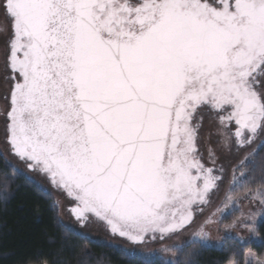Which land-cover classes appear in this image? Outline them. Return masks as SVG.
Listing matches in <instances>:
<instances>
[{"label":"snow or ice","instance_id":"obj_1","mask_svg":"<svg viewBox=\"0 0 264 264\" xmlns=\"http://www.w3.org/2000/svg\"><path fill=\"white\" fill-rule=\"evenodd\" d=\"M0 17L13 80L7 152L62 192L82 224L133 245L194 229L173 255L206 247L221 209L199 225L196 211L226 169L202 162L198 128L215 122L222 147L240 157L230 192L247 183L264 150V0H0ZM243 199L264 206V179ZM261 213L241 211L225 227L254 232ZM228 264L264 256L233 253Z\"/></svg>","mask_w":264,"mask_h":264},{"label":"trees","instance_id":"obj_2","mask_svg":"<svg viewBox=\"0 0 264 264\" xmlns=\"http://www.w3.org/2000/svg\"><path fill=\"white\" fill-rule=\"evenodd\" d=\"M253 168L254 171L248 170V182L236 188L234 196H245L246 188L255 190L264 179V150L259 151ZM73 233L78 234L60 222L53 198L34 182L14 172L0 155V264H31L38 255L47 257L51 264H144L145 261L169 264L160 258L129 256L111 245L78 239ZM257 233L261 240L258 243L240 244L236 238L227 237L220 248H185L182 254L175 256L176 262L228 264L233 253L241 260L249 252L257 258L264 256V220L258 224Z\"/></svg>","mask_w":264,"mask_h":264},{"label":"rangeland","instance_id":"obj_3","mask_svg":"<svg viewBox=\"0 0 264 264\" xmlns=\"http://www.w3.org/2000/svg\"><path fill=\"white\" fill-rule=\"evenodd\" d=\"M2 20V17H0ZM10 55V49L8 47V36L0 34V155L6 160L10 165H15L18 173L22 174L32 182H34L38 187L42 188L47 192L54 200L56 206L59 210L60 222L68 227L69 229L77 232L78 234H87L92 241L105 243L111 245L115 248L121 249L123 251L132 249L135 255H141L148 258H160L162 261L169 263L175 260L176 257L173 255L175 251V245L189 240L194 235V229L178 233L172 239L168 240L166 244L146 242L144 244L133 245L126 240H123L117 236H113L109 231H107L101 225L95 222H89L87 224H82L76 221L70 212V202L66 201L65 197L61 192L56 191L49 184L48 179L36 171H29L27 167L20 161H18L14 156L7 152V145L5 143L6 134V122H7V110L10 107L9 98L11 88L13 86V80L11 79L12 73L9 67L8 57ZM218 125L215 122L204 118L201 126L198 128V148L199 152L202 154V162L210 168L219 169L223 165L225 172H220L219 174L223 176V182L220 184L219 190H213L211 193V204L209 206H204L203 215L200 214L199 210L196 211V224H201L204 219L210 214V212L215 211L220 208L221 211L217 212L213 217L215 221L212 224L206 225L205 231L208 233L207 236V246L220 248L224 245L225 239L227 237H243L245 243L260 242L259 235L257 233L258 224L264 220V213H261L256 217L255 221V231L250 232L246 228H241L237 226L236 228L228 229L225 225L231 224L234 220L240 216L241 211L245 215L250 213H257L260 211L261 206L258 201H247L243 197L234 196V190L230 192V186L232 185V168L231 165L240 157L233 154H229L227 149L222 147L223 138L217 131ZM210 151H214L218 159L210 158ZM243 154H241L242 156ZM236 175L239 177L240 173L237 172ZM231 194L234 203L230 204L229 207H223L225 203L226 194ZM59 202V203H58ZM251 223V221H249ZM238 240V239H237ZM239 241V240H238ZM165 247L169 250L165 251ZM251 253V252H249ZM248 254V253H247ZM246 254V255H247Z\"/></svg>","mask_w":264,"mask_h":264},{"label":"water","instance_id":"obj_4","mask_svg":"<svg viewBox=\"0 0 264 264\" xmlns=\"http://www.w3.org/2000/svg\"><path fill=\"white\" fill-rule=\"evenodd\" d=\"M9 103H10V98H9ZM10 105V104H9ZM10 108V107H9ZM28 169V168H27ZM29 170V169H28ZM29 171H32V170H29ZM37 173H40L39 171H36ZM41 174V173H40ZM54 189V188H53ZM54 190H56V189H54ZM57 191V190H56ZM61 194H63L62 192H61ZM64 195V194H63ZM72 215V214H71ZM72 217L74 218V216L72 215ZM75 219V218H74ZM76 220V219H75ZM77 221V220H76Z\"/></svg>","mask_w":264,"mask_h":264}]
</instances>
